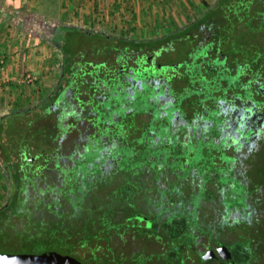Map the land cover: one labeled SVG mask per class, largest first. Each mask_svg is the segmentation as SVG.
I'll list each match as a JSON object with an SVG mask.
<instances>
[{"label": "rangeland", "instance_id": "1", "mask_svg": "<svg viewBox=\"0 0 264 264\" xmlns=\"http://www.w3.org/2000/svg\"><path fill=\"white\" fill-rule=\"evenodd\" d=\"M85 40L67 35V44L71 46L64 44L62 50L79 49ZM86 45L98 52L97 58L88 59L87 63L92 65L106 61L108 65L102 67L103 72L106 77H113V69L118 67H112L115 62L111 64L105 55L112 48V43L104 47L98 39L92 38ZM182 56L178 50L165 52L159 55L161 64L145 69L140 67L143 74L148 73L149 80L157 75L166 77L168 71L173 72L174 81L169 96L167 90L166 96L157 93L160 86L154 85L143 87L142 93L132 100L126 95L130 93L122 90L116 97H109V92L99 94L100 101L93 102L86 94L90 87H86L80 103L69 102L67 111L74 115V119L70 117L69 121H74L70 126L58 129L60 139L56 142L57 153L53 149L42 148L45 135H39V141L34 139L33 151L51 154L48 159H52L53 164L47 165L49 168L41 166L40 176H44H38L35 187L29 189L24 198L34 216L42 213L44 217L54 215L58 219L65 218L70 223H66L68 228H72V238L68 242L60 238L51 246L58 255L55 262L50 264H74L70 259L74 257L79 259V264H92V261L95 264L166 263L169 259L163 255V251L158 250V237L149 229L157 223L162 227L166 224L169 234L166 251H173L179 243L189 252L194 245L206 240L216 249L223 248L224 255H228L232 261L237 256L248 255L246 262L233 261V264H264V188L259 190L264 185V166L261 164L264 160V133L259 136V141L253 139L248 145L239 141L235 148L227 144L231 141L230 136L227 135V139L224 137L225 130L230 135L232 132L231 118L225 112V107L237 101L250 102L249 93L245 92L244 100L236 88L237 83L233 86L229 82L228 89L235 93V97L226 98L227 95H224L218 98V72L211 78H202L196 66L187 72L197 73L191 77L190 84L184 88L182 86V92L178 91L181 86L177 82L180 70L169 66L179 62ZM116 63L125 69L126 65H122L125 61ZM80 64L82 68L84 63ZM89 68L86 67L91 70ZM98 68L101 69L99 65ZM195 83L203 90H198ZM76 85L74 89L78 92L84 84ZM173 92H179L176 98L180 97V100L177 99L176 104L183 109L181 112L188 111L184 112L187 114L184 123L180 122L181 117L176 115L174 106L167 109L168 98L173 97ZM67 95L71 94L68 92ZM157 99L163 104L162 109L158 107ZM252 100L254 105L257 104L254 97ZM189 111L200 115L201 121L206 116L214 122V127L208 129L201 125L202 128L192 133H185L196 127L194 122L189 123ZM220 126L224 129H220ZM69 128L72 129L70 133ZM0 179L4 180L0 184L1 210L7 205L10 195L7 171L1 162ZM249 199L252 206L250 212L246 206ZM113 206L119 209L118 215L125 222L111 226L106 221L107 233L99 238L102 246H94L100 257H97L98 260L92 259L88 251L89 235L97 230L90 224L102 218L104 211H110L109 207ZM101 207L104 208L103 214ZM233 208L241 211L232 220L229 212ZM35 219V226L43 228L39 222L42 219ZM30 224L27 220L25 227L18 224L14 228L8 222L4 232L12 237L26 234L27 225ZM48 229L66 231L59 229L55 222L50 223ZM110 230L118 232L117 240L112 241L108 234ZM176 234H180L179 241L173 237ZM152 242L155 243V250L149 249ZM4 246L0 245V255H24L9 254ZM72 247L76 250L72 255L74 257L67 252ZM198 248L202 249L201 246ZM59 256L69 259L59 260ZM190 257L198 261L196 256L190 254Z\"/></svg>", "mask_w": 264, "mask_h": 264}, {"label": "trees", "instance_id": "2", "mask_svg": "<svg viewBox=\"0 0 264 264\" xmlns=\"http://www.w3.org/2000/svg\"><path fill=\"white\" fill-rule=\"evenodd\" d=\"M199 1L205 6L204 14L195 24L178 31L175 35L169 36L166 39H159L155 42L136 43L121 41L111 46H116V52L120 59L127 62L129 65L130 62L137 61L139 64H145L148 67H150V65L161 64V58H156L155 56H162L165 52L168 53L178 50L183 54L182 58L176 64L169 66L172 69L174 67L180 70V72H178L180 75L177 82H179L181 86L178 87V91L182 92L184 86L190 84L188 82L191 81V77L197 73L192 72L191 74V72H187L196 66L202 78H211L216 71L218 72V81L220 84V90L217 93L218 98L224 95H227L226 98L235 97V93L229 91L228 83H233L234 86L236 82V88L240 90V94H242L241 97H245V92L247 91L251 103H254V100H252L254 97L257 102L255 105L259 106V103L263 104L264 0ZM68 31L76 32L73 29H68ZM68 46L71 45L69 44ZM84 47L90 48L86 44ZM66 50L64 52H67ZM86 64L87 61L84 63L80 73H78L79 76L76 75V84L78 81L85 83V88L90 87L89 93L86 94H88L89 98L93 96L95 99L96 90L98 88L103 89L102 81H105L103 83H107L112 77L103 78L102 75L104 72L102 68L101 71L99 70L100 72H95V67L91 70H87ZM123 64L125 63H122V65ZM89 72L98 74L96 77H98L99 80H94V76L92 78L88 77ZM118 74L120 73L118 72L117 75ZM125 74L124 71L122 76H125ZM90 76L92 75L90 74ZM173 76V72L168 71L166 73V80L170 79L171 84L172 81H174ZM137 77L140 76L137 74ZM229 78L231 79L230 81ZM150 79H152V77ZM76 86L77 85H74L72 88L74 89ZM66 87L67 86L60 87V90L65 92ZM195 87L198 90L200 89V91L203 90V88L196 83ZM224 87L225 89H223ZM190 88L192 89V87ZM204 92L207 93L206 91ZM178 93L176 94L178 95ZM211 94L214 95V93ZM94 99L91 100L94 101ZM177 99L180 100V97ZM31 114L32 115L29 116L17 115L14 118H5L0 121V162L7 171V178L10 186L9 201L7 205L0 210V245H6L4 248L8 249L6 252L9 254L57 256L58 252L52 249L51 246L54 245L55 240L57 242L60 241V238H63L61 240L65 242H68L72 238L70 235L72 228H68L66 225V223H70L67 222L65 218L58 219L55 218L54 215H46L44 217L41 213L34 216L24 195L29 189L32 190V188L35 187V183L38 182L41 166L47 168V165L53 164V160L48 159L51 154L48 155L46 152L44 154H39L38 151H33L32 148L35 147L32 145L33 141L34 139L39 141V135H45L43 139L44 142L41 144L42 148L53 149L55 153H57L58 149L56 147L57 141L55 132L59 127V123L55 118L44 120L43 118L40 119L39 114ZM42 176L44 175L42 174ZM103 209L104 208L101 207L102 214L104 211ZM109 209L110 211H104L103 216L100 214L102 218L100 217L99 220L97 218L98 221L90 224L95 226L97 230V232L94 233L92 231L90 233L91 235H89L90 245L88 246L90 249L88 251L92 259L98 260L100 257H98L99 252L94 246L97 245L98 248L102 246L101 240L99 242V238L107 233L105 230L106 221L110 222L111 226L118 222H122V224L125 222L118 215L119 209H117V207H109ZM38 217L42 219L41 221L37 219V221L43 225L41 229L37 228V225L35 226V222H33L36 220L35 218ZM27 220H29L31 224L27 225L28 232L26 234H15L12 237L4 232L5 225L8 222H11L14 228H17L18 224L25 227ZM174 220L177 222L176 219ZM53 222H55L59 229H66V231L62 232L64 230L54 231L48 229V225ZM158 225L157 223L152 226L154 235L158 237V244H160L157 245V247L159 251L164 250L163 254L166 252L169 259L168 262L166 261V263L159 264H185L192 250L188 252L183 245H179L178 243V246L174 249L175 251H166L165 247L169 234L166 228V235H164L165 231ZM116 233L118 232L114 230L109 231L108 234L112 237V241L117 240L116 237H119ZM173 237L179 241L180 234H176ZM154 244V242L150 243L149 249L155 250L156 247H153ZM65 245H67V243H65ZM73 247L67 251L70 256L75 255L74 253L76 250H74ZM64 252V255H66L67 252ZM232 259L237 263H243L248 260V255L243 254ZM233 261L229 259L228 261L226 260L224 264H233ZM92 264H95V262L92 261ZM205 264L212 263L209 260Z\"/></svg>", "mask_w": 264, "mask_h": 264}, {"label": "crops", "instance_id": "3", "mask_svg": "<svg viewBox=\"0 0 264 264\" xmlns=\"http://www.w3.org/2000/svg\"><path fill=\"white\" fill-rule=\"evenodd\" d=\"M204 7L199 0H0V60H2L0 64V121L5 118H14L17 115L29 116L33 113L39 114L40 119H57L58 129L70 126L74 121V115L67 111V108H70L69 102L71 100L80 103L82 100L80 97L84 95L86 89L85 83L81 81L77 84H84L82 90L76 92L72 88L76 85L74 79L76 74L82 69L80 62L86 63L88 59L97 58L96 50L84 47L87 42L96 38L101 45L106 47L111 43L116 44L121 41L147 43L166 39L195 24L204 14ZM68 29L76 32H70ZM67 35H74L80 40L87 39L82 43L83 50L67 48L68 52H63V45L67 44ZM116 51V46H112L105 53L111 64L115 62L112 67L121 65L116 63L121 60ZM92 65L87 63L86 67L96 69L97 65L102 68L108 64L102 60ZM116 71L117 69H114V72ZM27 73L34 77L31 84L23 81ZM125 73V76H122L123 79L115 77L117 73H113L115 76L104 84V88L96 90L95 99L93 96L90 99L98 102L100 101L99 94L109 92V97H116L120 91L127 90L130 94L126 95L129 100H132L142 93L143 87L154 85L161 87L157 88L156 92H161L162 96L164 94L166 96V90L168 96L171 93V81L166 80L164 75H157L156 78L150 80L145 79L146 81L135 77L136 83L131 85L128 81L130 76L128 72ZM65 86H67L65 92L60 90V87ZM68 92L71 95L68 96ZM157 93H155V99ZM176 96L177 94L173 92V97L168 98L167 109L174 106L173 110L177 111L176 115L181 117L180 122L184 123L187 115L185 113L188 111L181 112L183 109L176 104L178 101ZM157 101L160 103L158 99ZM159 103L158 107L162 109L163 104ZM147 104L150 105L148 102ZM189 112L191 114L189 123L194 122L196 127L186 130L185 133H192L202 128L201 125L208 129L211 126L214 127V122L206 116L201 121L200 115L196 116L194 111ZM70 117L73 118L72 121H69ZM229 117L230 122L233 123L235 119L232 116ZM238 120L232 126L231 135L225 130L224 137L230 136L231 141L227 144L231 148L239 145V141L242 142L237 138L242 133L238 127V124L242 125V122L241 119ZM219 128L224 129L223 126ZM58 129L55 132L56 141L60 139V135H57ZM71 131L72 129L69 128L68 132ZM261 164L264 166V160ZM3 183L4 180L0 179V184ZM263 188L264 185L259 190ZM246 203L247 211L250 212L252 207L250 199ZM240 211L233 208L229 212L230 218L232 217L233 220ZM199 246L201 245L193 246L192 256H196L199 252ZM165 254L166 252L163 255ZM188 259H191L190 254Z\"/></svg>", "mask_w": 264, "mask_h": 264}, {"label": "flooded vegetation", "instance_id": "4", "mask_svg": "<svg viewBox=\"0 0 264 264\" xmlns=\"http://www.w3.org/2000/svg\"><path fill=\"white\" fill-rule=\"evenodd\" d=\"M125 69L123 68H120V66L117 68V73L119 72L120 74H118L117 76H114L115 77H121L120 79H123L122 75H123V72H132L134 71V73H137L141 78L140 80H145V79H148L147 78V73L143 74L140 70V67L145 69V68H149L147 65L145 64H139V62L135 61V62H132L130 63V65L125 62ZM129 65V66H128ZM147 66V67H146ZM101 69H96L95 72H100ZM114 72V70H113ZM114 72V73H116ZM90 74L92 76H90ZM122 74V75H121ZM90 78H92L93 76V79H97L99 80L98 77H96V73H92V72H89L88 74ZM103 78L106 77V74H104L102 76ZM136 78H138L136 76ZM149 80V79H148ZM146 81V80H145ZM104 81H102L103 83ZM136 82L134 81V84ZM264 91V88L263 90ZM264 93V92H263ZM244 98V97H243ZM245 100V98H244ZM264 102V101H262ZM260 105L259 106H255L254 103H251V102H248L246 103V101L244 102H240V101H237L233 104H230L228 107H225L226 111H228L229 113V116H232L235 120L233 121L232 123V126H234L236 123H237V118L239 117L240 121L242 122V125L238 124V127H240L241 129V134H239V137H237L238 139L240 138V140L245 143L246 145L250 144L251 141L254 139H258L260 135H262L264 133V103L261 104L259 103ZM238 120V121H239ZM249 135V139L246 138V136ZM259 141V139H258ZM248 142V143H247ZM165 232H164V235H166V224L162 226H160ZM152 228H150L151 230ZM198 245H201L202 249L199 250V252L196 254V256L198 257V261L195 262L193 259L190 260L189 263L185 262V264H205L206 262H208L209 260L211 261L212 264H224L225 261L229 260L228 259V255H224V253L222 252V249L220 247V249H216L214 248L215 245L211 244L210 242L208 241H200V243H198ZM165 246V245H164ZM166 249V247H165ZM219 251V253H218ZM166 255V254H165ZM208 256L206 259H204L203 257L204 256ZM228 256V257H227ZM167 257V255H166ZM202 257V259H200ZM220 258V260L218 259ZM71 260H73L74 262L76 261L77 263H79V259L78 258H70ZM225 260V261H224Z\"/></svg>", "mask_w": 264, "mask_h": 264}, {"label": "water", "instance_id": "5", "mask_svg": "<svg viewBox=\"0 0 264 264\" xmlns=\"http://www.w3.org/2000/svg\"><path fill=\"white\" fill-rule=\"evenodd\" d=\"M129 74V78L128 81L129 83L132 85L134 84V78L137 76V73H134V71H130L128 72ZM144 81V80H143ZM104 84L102 83V86L104 88ZM142 89V86H140ZM208 256H204L203 258L206 259ZM55 258H57L56 256H47V255H42V256H31V255H0V264H39L40 260L41 263L42 262L45 264L48 262V264H50L52 261L55 262ZM58 259L62 260H67L69 258L62 256V257H58ZM220 260V258H218ZM73 261V260H72ZM221 261V260H220ZM74 264H79L76 261L74 262Z\"/></svg>", "mask_w": 264, "mask_h": 264}, {"label": "built area", "instance_id": "6", "mask_svg": "<svg viewBox=\"0 0 264 264\" xmlns=\"http://www.w3.org/2000/svg\"><path fill=\"white\" fill-rule=\"evenodd\" d=\"M0 64H2V60H0ZM24 83L31 84L34 81V77L30 73H27L23 79Z\"/></svg>", "mask_w": 264, "mask_h": 264}]
</instances>
